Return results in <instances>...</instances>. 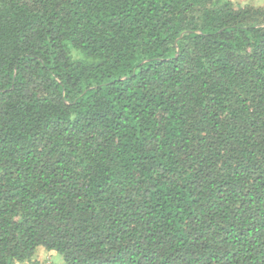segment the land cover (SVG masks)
<instances>
[{"label":"trees","instance_id":"16d2710c","mask_svg":"<svg viewBox=\"0 0 264 264\" xmlns=\"http://www.w3.org/2000/svg\"><path fill=\"white\" fill-rule=\"evenodd\" d=\"M39 246L264 264V5L0 0V264Z\"/></svg>","mask_w":264,"mask_h":264},{"label":"crops","instance_id":"0c3cea01","mask_svg":"<svg viewBox=\"0 0 264 264\" xmlns=\"http://www.w3.org/2000/svg\"><path fill=\"white\" fill-rule=\"evenodd\" d=\"M42 251H39L37 255L35 254L32 261L36 264H48V263H55V264H62V258L59 254L53 251H48L43 249V254L41 255ZM31 261V262H32ZM31 262H19V263H12V264H31Z\"/></svg>","mask_w":264,"mask_h":264},{"label":"rangeland","instance_id":"374dc122","mask_svg":"<svg viewBox=\"0 0 264 264\" xmlns=\"http://www.w3.org/2000/svg\"><path fill=\"white\" fill-rule=\"evenodd\" d=\"M237 2H251L253 4H257V5H264V0H234ZM43 249L41 246L37 247L35 254L37 255V253H39V251L41 252V255L44 253ZM15 263H19V262H15Z\"/></svg>","mask_w":264,"mask_h":264},{"label":"built area","instance_id":"2783aa9c","mask_svg":"<svg viewBox=\"0 0 264 264\" xmlns=\"http://www.w3.org/2000/svg\"><path fill=\"white\" fill-rule=\"evenodd\" d=\"M48 264H55V263H48Z\"/></svg>","mask_w":264,"mask_h":264}]
</instances>
